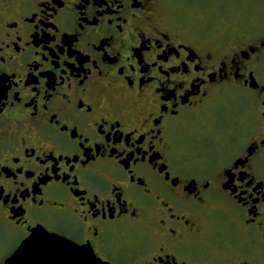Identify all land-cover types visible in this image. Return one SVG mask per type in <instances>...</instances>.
<instances>
[{"label": "flooded vegetation", "instance_id": "obj_1", "mask_svg": "<svg viewBox=\"0 0 264 264\" xmlns=\"http://www.w3.org/2000/svg\"><path fill=\"white\" fill-rule=\"evenodd\" d=\"M170 1L0 0L3 261L36 225L107 264H264V13Z\"/></svg>", "mask_w": 264, "mask_h": 264}, {"label": "rangeland", "instance_id": "obj_2", "mask_svg": "<svg viewBox=\"0 0 264 264\" xmlns=\"http://www.w3.org/2000/svg\"><path fill=\"white\" fill-rule=\"evenodd\" d=\"M174 2L173 4H185L188 5L191 3L193 6L197 7V5H200L203 9H206L209 7V10L207 13L202 14L201 16H191L190 23L195 26L196 24H203L202 30H207L210 27L212 29H215L216 31H220L218 26H221L222 24L226 23V26L230 25L233 20L226 19L224 16L225 11L228 7H236L241 3L243 0H171V2ZM246 9L251 11H259L264 13V0H248L245 3ZM199 8V7H197ZM211 9V10H210ZM200 141H205V136L200 135L199 137ZM0 229H2L0 227ZM2 231V230H1ZM17 235L11 234L10 239L6 238L1 234L0 238V264L2 263L3 259L7 255V253L14 248V246L17 244Z\"/></svg>", "mask_w": 264, "mask_h": 264}, {"label": "water", "instance_id": "obj_3", "mask_svg": "<svg viewBox=\"0 0 264 264\" xmlns=\"http://www.w3.org/2000/svg\"><path fill=\"white\" fill-rule=\"evenodd\" d=\"M33 231H35V229L31 230L30 235L26 239L31 238V233ZM45 232L50 236H55L58 241L64 240L70 244H73L74 248H87V257L85 258L74 251L66 250L62 246H54L47 250L25 249L22 252L21 248L23 246L24 239L14 250V252L3 261L2 264H6V262L9 260H11V264H107L97 258L90 248L85 246H77L65 238L50 234L47 231Z\"/></svg>", "mask_w": 264, "mask_h": 264}, {"label": "snow or ice", "instance_id": "obj_4", "mask_svg": "<svg viewBox=\"0 0 264 264\" xmlns=\"http://www.w3.org/2000/svg\"><path fill=\"white\" fill-rule=\"evenodd\" d=\"M135 71V69H133ZM131 83V81H130ZM178 87H183L182 84L178 85ZM3 91V83L0 82V92ZM167 99V96H165ZM82 106V105H81ZM2 111V109H0ZM2 194V193H0ZM35 231L31 233L30 239H25L21 251L23 252L25 249H35V250H47L54 246H62L66 250H71L78 253L82 257H87L88 250L87 248H74L73 244L68 243L64 240H57L55 236L48 235L42 228L37 227L36 225L32 226ZM6 264H11V260L7 261ZM159 264H164L163 260H160Z\"/></svg>", "mask_w": 264, "mask_h": 264}]
</instances>
